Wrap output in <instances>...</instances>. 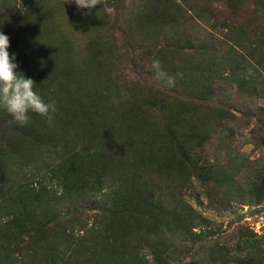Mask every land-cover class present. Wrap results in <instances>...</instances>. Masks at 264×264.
I'll return each instance as SVG.
<instances>
[{"label": "rangeland", "instance_id": "374dc122", "mask_svg": "<svg viewBox=\"0 0 264 264\" xmlns=\"http://www.w3.org/2000/svg\"><path fill=\"white\" fill-rule=\"evenodd\" d=\"M69 2L0 0L56 106L0 107V264H264V0Z\"/></svg>", "mask_w": 264, "mask_h": 264}, {"label": "clouds", "instance_id": "9594fccd", "mask_svg": "<svg viewBox=\"0 0 264 264\" xmlns=\"http://www.w3.org/2000/svg\"><path fill=\"white\" fill-rule=\"evenodd\" d=\"M73 2L79 9H87L89 12L100 4V0H70L69 3ZM9 47V37L0 32V107L4 108L13 121L20 126L29 123L30 111L51 120L49 114L56 111L55 103H45L33 90L35 81L17 71L19 65L15 62V54L10 55ZM151 68L157 81L164 83L167 87H175L176 77L165 73L158 60L152 61ZM182 75V73L176 74L180 78Z\"/></svg>", "mask_w": 264, "mask_h": 264}, {"label": "trees", "instance_id": "16d2710c", "mask_svg": "<svg viewBox=\"0 0 264 264\" xmlns=\"http://www.w3.org/2000/svg\"><path fill=\"white\" fill-rule=\"evenodd\" d=\"M159 109L160 110H164L162 107H160ZM178 129H177V134L179 136L175 137V138H171L170 146L173 145L174 150L178 153L179 157L182 158V160L187 161L188 164L192 163L191 168L193 170L196 169L197 178H198V180L200 182H209L210 179H208L205 176V173L202 172V169H199L200 167H198V168L195 167L196 162H198V157H196V155L194 156L192 153H193L194 148L196 147V143L197 142L194 144V143H190V142L187 141L189 139L193 140L194 135H191V133L186 134L184 129H180L179 127H178ZM219 180H220V182H219ZM214 181L216 182V184L218 182V184L216 185V187L218 186L217 188H221L222 187L221 182L223 181V178L221 176H220V178H219V176L215 177ZM192 236L196 237L195 234H192ZM245 260L246 259L244 258L243 262H241V264H247V262L245 263Z\"/></svg>", "mask_w": 264, "mask_h": 264}]
</instances>
